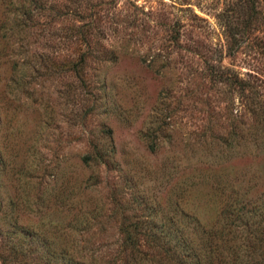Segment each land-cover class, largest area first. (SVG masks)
I'll return each mask as SVG.
<instances>
[{
    "label": "rangeland",
    "instance_id": "374dc122",
    "mask_svg": "<svg viewBox=\"0 0 264 264\" xmlns=\"http://www.w3.org/2000/svg\"><path fill=\"white\" fill-rule=\"evenodd\" d=\"M260 198L264 0H0V264H112Z\"/></svg>",
    "mask_w": 264,
    "mask_h": 264
},
{
    "label": "trees",
    "instance_id": "16d2710c",
    "mask_svg": "<svg viewBox=\"0 0 264 264\" xmlns=\"http://www.w3.org/2000/svg\"><path fill=\"white\" fill-rule=\"evenodd\" d=\"M229 35L232 44L238 42ZM212 75L235 84L241 80L238 73L223 67L212 71ZM146 142L148 148H154L152 140ZM90 153H94L95 161L101 159L97 149ZM89 157L84 154L82 160L86 162ZM220 215V222L210 228L202 227L190 216L188 228L173 226L158 232L124 229L118 261L112 264H264V198L248 205L224 203ZM140 237L147 238L150 246L138 242Z\"/></svg>",
    "mask_w": 264,
    "mask_h": 264
}]
</instances>
